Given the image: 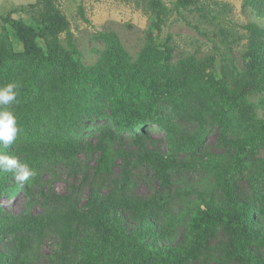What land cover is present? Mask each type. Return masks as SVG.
<instances>
[{
	"label": "trees",
	"instance_id": "1",
	"mask_svg": "<svg viewBox=\"0 0 264 264\" xmlns=\"http://www.w3.org/2000/svg\"><path fill=\"white\" fill-rule=\"evenodd\" d=\"M196 3L176 0L173 10L187 11ZM30 8L36 10L35 27L3 19L19 50L6 28L0 34V87L18 85L15 101L0 109L13 111L20 128L4 151L34 170L28 191L43 192V160L64 163L73 185L63 195L45 196V210L37 216L11 214L0 206V239L12 237L22 252L31 239L51 231L64 252L58 264H70V255L76 264H264V157H257L264 146V28L244 27L241 60L210 53L173 63L171 41L154 35L167 8L149 0L145 42L136 57L114 32H100L103 50L86 66L55 1L38 0ZM206 116L218 128L223 153L206 150ZM176 119L193 122L196 129L181 130ZM96 120L101 123L92 125ZM83 123L89 125L84 131ZM153 133L162 135L163 148ZM87 152L96 156L92 167L80 159ZM198 168L210 183L192 193L184 234L174 246L158 245L173 233L172 224H157L169 202L163 188ZM135 174H144L145 184L159 189L140 198ZM10 178L11 172L0 171V199L21 192L17 184L7 189ZM125 216L134 219L135 230L128 229ZM15 260L0 253V264Z\"/></svg>",
	"mask_w": 264,
	"mask_h": 264
},
{
	"label": "rangeland",
	"instance_id": "2",
	"mask_svg": "<svg viewBox=\"0 0 264 264\" xmlns=\"http://www.w3.org/2000/svg\"><path fill=\"white\" fill-rule=\"evenodd\" d=\"M38 0H0V34L3 29L8 31L11 42L16 50L19 44L14 36L12 28L4 24L5 18L22 21L27 25H36L32 21L35 11L31 5ZM61 12L70 23L71 33L76 50L84 65L92 66L98 59L103 44L98 39L100 32H114L125 50L132 58L142 48L145 40L144 34L148 24V1L149 0H54ZM167 8V15L157 36L158 41L169 39L173 46V63L186 56L204 58L207 54H215L219 58H235L241 60L247 44V32L244 27L249 23H255L264 28V1H258V7L249 4L250 0H195L196 6L190 10H173V2L176 0H160ZM63 38V36H61ZM42 45V41L38 40ZM162 107H166L163 103ZM161 111L160 113H163ZM207 130L205 147L209 153H223L225 150L218 142L219 131L217 127H211L208 117L205 118ZM101 122L96 120L92 125ZM176 125L184 131L192 132L196 129L193 122L175 120ZM81 130L88 128L87 123L82 124ZM152 137L164 147V138L161 134L153 133ZM94 142V140H92ZM257 157H264V146L257 152ZM21 158H19L20 160ZM80 159L89 167L95 163L96 156L92 153H83ZM42 187H35L28 191L26 183L20 184L13 178L8 180L7 189L15 184L21 192L14 198L6 192L0 199V206L11 214L19 215L30 213L37 216L45 210V196L52 194L63 195L73 185V176L64 167V163L56 160L42 161L39 165ZM120 169H115V174ZM135 194L140 198L152 196L159 188L157 185L145 184L144 174H135ZM210 180L205 173L198 168L191 173H183L175 178L168 188H163L162 193L168 196L169 202L165 214H161L157 220L159 225L172 224L173 233L171 239L158 240L160 246H174L182 235L189 221L191 210L194 205L193 192L204 190ZM239 186L246 189L245 183L240 180ZM185 191H190L187 198L181 197ZM83 193V191H82ZM80 193V194H82ZM85 193V191H84ZM124 222L130 231L135 230L136 223L131 216H125ZM93 236L98 231L92 232ZM0 253L9 262L15 260V264H58L60 258H64L59 237L47 231L40 238L30 240L28 247L20 252L19 245L12 237L0 239ZM76 256L70 255V264ZM19 262V263H16ZM10 264V263H8ZM189 264H216L202 261L190 262Z\"/></svg>",
	"mask_w": 264,
	"mask_h": 264
},
{
	"label": "clouds",
	"instance_id": "3",
	"mask_svg": "<svg viewBox=\"0 0 264 264\" xmlns=\"http://www.w3.org/2000/svg\"><path fill=\"white\" fill-rule=\"evenodd\" d=\"M17 87L15 83L0 87V106H7L15 101ZM19 132L18 118L14 112L7 108L0 109V171L11 172L15 182L24 184L35 175L34 170L27 162L4 151L14 143Z\"/></svg>",
	"mask_w": 264,
	"mask_h": 264
}]
</instances>
